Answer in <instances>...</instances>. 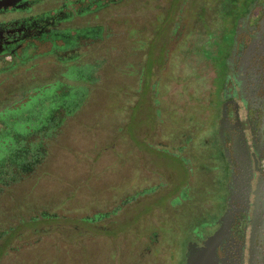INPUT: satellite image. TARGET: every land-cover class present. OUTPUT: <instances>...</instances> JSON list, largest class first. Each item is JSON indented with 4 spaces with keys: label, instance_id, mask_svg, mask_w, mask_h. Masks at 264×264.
I'll use <instances>...</instances> for the list:
<instances>
[{
    "label": "rangeland",
    "instance_id": "374dc122",
    "mask_svg": "<svg viewBox=\"0 0 264 264\" xmlns=\"http://www.w3.org/2000/svg\"><path fill=\"white\" fill-rule=\"evenodd\" d=\"M226 3L108 1L69 23L91 36L63 61L0 69V264H181L199 216L219 213L216 193L200 210L213 180L200 160L224 167L211 19ZM181 144L188 199L162 210L164 184L150 187L164 167L180 178L167 155Z\"/></svg>",
    "mask_w": 264,
    "mask_h": 264
},
{
    "label": "flooded vegetation",
    "instance_id": "af4514ba",
    "mask_svg": "<svg viewBox=\"0 0 264 264\" xmlns=\"http://www.w3.org/2000/svg\"><path fill=\"white\" fill-rule=\"evenodd\" d=\"M108 1L116 0H0V69L47 53L60 59L62 48L68 55L74 54L79 46L77 38H90L91 28L69 23ZM214 7L211 21L216 36L212 44L219 62L214 66L213 80L217 82L213 83V94L218 100L217 141L224 167L220 168L218 161L216 165L200 160L204 173L210 171L213 178L206 190L209 199L200 210L205 207L208 211L216 202L214 193L221 198L215 218L205 222L199 216L182 251L181 264H264V0H227L218 14L222 23L220 17L216 19ZM211 105L210 99L209 108ZM182 148L178 145L167 155L168 161L179 166L180 178L170 179L164 167V182L150 187L164 184L153 196L163 198L162 210L167 198L170 204L188 199L181 190L191 177ZM219 170L223 179L215 190ZM201 177L205 176L198 173V189L205 179ZM145 204L155 205L153 199ZM200 229L207 231L201 234ZM217 230L222 238L215 245L203 244Z\"/></svg>",
    "mask_w": 264,
    "mask_h": 264
},
{
    "label": "water",
    "instance_id": "95a60500",
    "mask_svg": "<svg viewBox=\"0 0 264 264\" xmlns=\"http://www.w3.org/2000/svg\"><path fill=\"white\" fill-rule=\"evenodd\" d=\"M222 238L221 234H219V230L214 231L211 235L207 236L205 240L203 241V244L208 242H214V245L216 244V241H219ZM213 245V246H214Z\"/></svg>",
    "mask_w": 264,
    "mask_h": 264
}]
</instances>
